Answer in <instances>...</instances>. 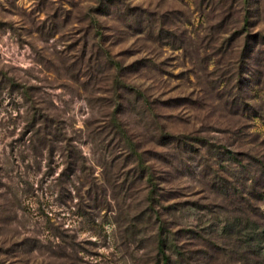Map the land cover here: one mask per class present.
<instances>
[{
	"label": "rangeland",
	"instance_id": "obj_1",
	"mask_svg": "<svg viewBox=\"0 0 264 264\" xmlns=\"http://www.w3.org/2000/svg\"><path fill=\"white\" fill-rule=\"evenodd\" d=\"M0 264H264V0H0Z\"/></svg>",
	"mask_w": 264,
	"mask_h": 264
}]
</instances>
